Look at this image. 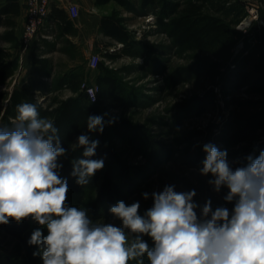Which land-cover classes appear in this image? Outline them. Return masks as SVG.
<instances>
[{"label":"clouds","instance_id":"clouds-1","mask_svg":"<svg viewBox=\"0 0 264 264\" xmlns=\"http://www.w3.org/2000/svg\"><path fill=\"white\" fill-rule=\"evenodd\" d=\"M16 110L13 126H0V225L31 218L46 228L47 235L35 229L28 240L38 246L33 256L42 264H144L145 256L149 264H264V150L229 161L227 150L203 145L199 173L212 177L207 183L215 193L227 189L223 201L234 205L231 210H213L211 198L201 206L194 189L165 185L150 194L153 203L143 215L138 201L111 206L121 222L116 226L68 205V182L59 175L58 159L67 153L59 128L40 117L36 104L21 103ZM111 123L101 115L87 117L89 132L103 133ZM98 144L86 134L77 138L83 158L72 161L71 175L80 186L104 167L103 158L92 159ZM142 196L147 200L149 193Z\"/></svg>","mask_w":264,"mask_h":264},{"label":"rangeland","instance_id":"rangeland-1","mask_svg":"<svg viewBox=\"0 0 264 264\" xmlns=\"http://www.w3.org/2000/svg\"><path fill=\"white\" fill-rule=\"evenodd\" d=\"M244 2L248 14L237 27L240 35L227 59L201 52L180 53L158 28L155 16L141 14L126 17L133 41L138 43L136 49L124 52L122 45L116 44L114 52L118 57L114 61L104 58V63L117 70L134 91L123 102L105 89L97 106L106 121H113L106 126L115 128L118 119L136 126L130 141L115 138L112 130L108 133L132 169L118 181L126 196L124 202L130 205L138 201L141 215L152 206L150 194L162 191L165 185H175L177 191L194 189V201L201 206L211 198L213 210L221 205L231 210L234 205L223 201L227 189L215 193L207 183L212 177L199 173L206 158L203 145L213 143L220 150H227L229 161H243L247 155H258L264 150V79L260 84L254 83L256 70L260 65L264 67V0ZM203 60H208V67L193 73L187 81L173 82V74L180 68L193 67ZM14 85L15 80L0 85V93H8L0 105L3 127ZM76 143L77 140L58 159L59 163L64 165L73 159ZM100 182L95 174L85 186L87 201L96 197ZM145 192L149 193L147 200L142 196ZM199 212L198 208V215ZM93 221L121 224L113 216L102 215ZM41 231L47 235L46 228L41 226ZM144 239L152 246L150 237ZM0 251L12 257L24 256L19 240L1 229Z\"/></svg>","mask_w":264,"mask_h":264},{"label":"trees","instance_id":"trees-1","mask_svg":"<svg viewBox=\"0 0 264 264\" xmlns=\"http://www.w3.org/2000/svg\"><path fill=\"white\" fill-rule=\"evenodd\" d=\"M97 0L98 6H105L112 2L134 13L146 14L149 11L155 14L158 28L163 30L170 38L172 45L180 53L201 52L209 54L216 59H227L236 44L239 32L237 27L247 16L248 12L244 0ZM148 10V11H147ZM20 14V4L17 0H9L8 4L0 10V34L2 42L11 45L10 48L0 47V85H7L14 77L20 58L12 50L19 49L20 43L16 37V17ZM127 20L121 11L114 9L109 15L102 18L103 33L124 45V52L131 53L138 45L132 37L127 26ZM105 57L114 61L117 54L106 53ZM208 60L196 63L190 68H180L173 74V82H184L190 79L193 73L208 67ZM103 75L96 81L99 85V98L103 90L107 89L114 97L123 102L129 100L134 91L130 90L127 82L119 75L117 70L110 69L105 63L99 65ZM53 67L49 59L35 55L31 69V77L22 86L10 92L3 121L6 127L11 128L17 116V105L21 103L36 104L41 118L54 122L60 131L61 146L67 151L73 146L78 136L89 135L90 139L98 140L96 155L92 159H104V167L95 174L99 176L100 185L95 198L87 201L86 188L76 183V177L71 175L72 161L83 158V148H77L73 159L59 169V175L67 179L68 205L86 209L89 218L93 221L100 216L112 217L109 209L118 201H125L126 196L119 187L118 181L126 176L131 167L122 159L117 148L109 139L108 131L112 130L115 138L121 141H130L136 133V126L124 119L116 120L115 128L105 126L103 133L89 132L87 117L101 115L97 106L87 99L81 92L82 81L76 73L65 74L56 84L46 79L52 76ZM254 83L260 84L264 79V67L260 65L256 70ZM70 89L75 95L66 99L59 97L58 92ZM57 92V93H56ZM55 94V95H54ZM7 92L0 93V105L6 99ZM0 229L13 236L21 243L24 251L23 257H12L0 251V264H42L38 246H30L28 240L35 229H40L38 222L31 218L20 223L10 220L8 224L0 225ZM129 264H136L135 261ZM144 264H149L144 257Z\"/></svg>","mask_w":264,"mask_h":264},{"label":"crops","instance_id":"crops-1","mask_svg":"<svg viewBox=\"0 0 264 264\" xmlns=\"http://www.w3.org/2000/svg\"><path fill=\"white\" fill-rule=\"evenodd\" d=\"M20 4V14L16 17L15 32L18 41L23 31L26 9L25 0H17ZM138 6L139 1L135 0ZM9 0H0V10L3 9ZM97 0H52L51 14L49 15L45 27L41 31L39 38L24 53L21 49H14V55L19 56V68L10 80H15L14 88L22 86L31 77L33 58L35 55L47 58L53 67L52 76L46 80L50 83L61 79L65 74L76 73L83 82L98 85L96 82L100 75H103L100 68L91 70L89 68V57L92 53H99L104 58L106 53L116 54L114 51L117 45H124L110 39L101 28L102 18L109 15L114 9L121 11L123 17L131 14H141L127 11L114 2L98 6ZM78 6L80 14L77 19H72L69 13V4ZM108 8H111L110 10ZM148 11V10H147ZM143 16H155L149 11ZM5 28L0 29V34ZM1 41V40H0ZM2 42V41H1ZM2 48H10L11 45L2 42ZM112 61V60H111ZM106 65V64H105ZM107 66V65H106ZM110 69H113L110 67ZM18 81V83L16 82ZM82 92V90H80ZM57 93V92H56ZM55 95V94H54ZM62 99L69 98L75 94L70 89H63L58 92Z\"/></svg>","mask_w":264,"mask_h":264},{"label":"built area","instance_id":"built-area-1","mask_svg":"<svg viewBox=\"0 0 264 264\" xmlns=\"http://www.w3.org/2000/svg\"><path fill=\"white\" fill-rule=\"evenodd\" d=\"M51 6L52 0H25V23L19 39L21 52L27 51L39 38L46 22H48ZM68 9L72 19L79 17L80 11L76 4L70 3ZM102 61L103 58L99 53H92L89 57V68L97 70ZM81 90L87 95L86 97L90 103L96 104L99 102V86L83 82Z\"/></svg>","mask_w":264,"mask_h":264},{"label":"water","instance_id":"water-1","mask_svg":"<svg viewBox=\"0 0 264 264\" xmlns=\"http://www.w3.org/2000/svg\"><path fill=\"white\" fill-rule=\"evenodd\" d=\"M244 24H242V26H243Z\"/></svg>","mask_w":264,"mask_h":264}]
</instances>
